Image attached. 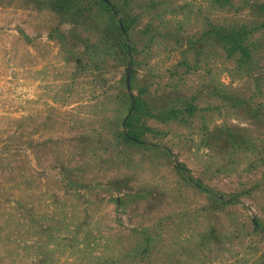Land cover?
<instances>
[{
    "label": "rangeland",
    "instance_id": "374dc122",
    "mask_svg": "<svg viewBox=\"0 0 264 264\" xmlns=\"http://www.w3.org/2000/svg\"><path fill=\"white\" fill-rule=\"evenodd\" d=\"M0 264H264V0H0Z\"/></svg>",
    "mask_w": 264,
    "mask_h": 264
}]
</instances>
